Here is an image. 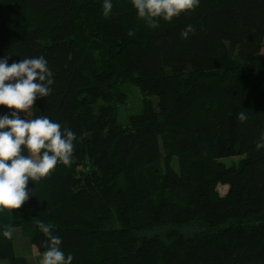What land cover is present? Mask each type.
<instances>
[{"label":"trees","instance_id":"16d2710c","mask_svg":"<svg viewBox=\"0 0 264 264\" xmlns=\"http://www.w3.org/2000/svg\"><path fill=\"white\" fill-rule=\"evenodd\" d=\"M112 3L106 18L103 0H0V58L53 73L32 118L77 135L71 167L0 210V261L28 264L5 225L46 250L40 220L72 264H264V0H200L155 29Z\"/></svg>","mask_w":264,"mask_h":264},{"label":"clouds","instance_id":"9594fccd","mask_svg":"<svg viewBox=\"0 0 264 264\" xmlns=\"http://www.w3.org/2000/svg\"><path fill=\"white\" fill-rule=\"evenodd\" d=\"M199 5L200 0H132L138 18L152 29L159 27L160 20L171 22L182 14L190 15ZM102 7L108 18L112 0H103ZM194 34L195 27L189 24L180 38L185 40ZM9 59L7 55L0 58V107L9 110L0 115V210L20 209L32 197L28 183L47 178L58 162L71 167L77 140L74 131L47 115L32 118L35 102L50 96L55 83L45 57L23 58L11 64ZM248 118L247 110L236 113L241 124ZM260 149H264V137L256 142V150ZM36 226L46 238L39 264H72L74 257L61 249L55 225L37 220ZM2 235L11 240L12 226L5 225Z\"/></svg>","mask_w":264,"mask_h":264},{"label":"rangeland","instance_id":"374dc122","mask_svg":"<svg viewBox=\"0 0 264 264\" xmlns=\"http://www.w3.org/2000/svg\"><path fill=\"white\" fill-rule=\"evenodd\" d=\"M262 48V52L264 53V44ZM223 163L227 166L233 165V163L237 162L238 159L236 158H227L222 159ZM173 168L177 169V164L173 160ZM217 191L220 196H223L226 191L227 187L225 186H218ZM13 247H14V254L17 257L24 258L28 264H39V260L41 258V255L38 253L36 248L31 244L29 238L27 235H25V232L21 230L20 228L13 229ZM0 264H9L8 261H0Z\"/></svg>","mask_w":264,"mask_h":264}]
</instances>
